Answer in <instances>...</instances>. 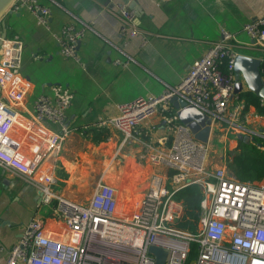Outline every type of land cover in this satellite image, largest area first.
Instances as JSON below:
<instances>
[{
  "label": "built area",
  "instance_id": "built-area-1",
  "mask_svg": "<svg viewBox=\"0 0 264 264\" xmlns=\"http://www.w3.org/2000/svg\"><path fill=\"white\" fill-rule=\"evenodd\" d=\"M109 1L105 9L119 21L120 36H139L144 44L147 31L136 26L133 10L127 3ZM24 7L47 27L48 7L37 0H15L11 6L15 11ZM92 23L81 28L62 26L56 40L63 56L79 61L77 41ZM242 29L253 45L264 50V14L245 23ZM235 46L233 34L220 28L219 39L192 62L179 83L157 95L123 103L117 115L97 120V127L112 128L123 140L156 116L171 133L166 150L140 154V160L148 158L163 170L150 174L136 208L125 217L118 213L115 187L104 182L83 202L70 200L52 188L55 178L47 161L58 152L69 132L66 110L73 94L68 88L54 85L51 95H38L33 101V114L24 126V136L14 133L22 125L16 107L30 83L19 73L21 39L18 35H0V167L34 186L41 205L48 206L59 223L46 225L40 217L31 218L9 249L4 264H154V256L148 252L152 245L166 251L165 264H264V181H241L228 176L223 166L211 167L210 134L205 142L196 139L171 104L174 96L180 97L187 105L198 107L209 119L210 127L225 124L246 131L240 122L242 106L229 109L238 54ZM260 71L264 79V67ZM44 122L57 124L58 132ZM257 135L264 138V132ZM189 185L201 190L193 231L178 225L184 203L176 196Z\"/></svg>",
  "mask_w": 264,
  "mask_h": 264
},
{
  "label": "crops",
  "instance_id": "crops-1",
  "mask_svg": "<svg viewBox=\"0 0 264 264\" xmlns=\"http://www.w3.org/2000/svg\"><path fill=\"white\" fill-rule=\"evenodd\" d=\"M112 1L127 3L133 10L134 23L147 31L144 44L139 36H120L119 21L105 9L109 0H37L50 10L47 27L27 8H10L11 12L0 21V35L6 28V37L18 35L21 39L19 73L30 83L16 107L22 124L21 130L14 129L16 135L24 136V126L33 114V101L38 95H51L54 85L64 86L73 94L66 110L69 132L58 152L47 161L55 178L52 188L70 200L83 202L104 182L115 187L118 213L126 217L136 208L150 174L163 170L148 158L140 160V154L166 150L171 133L156 116L123 140L114 129L97 127V120L117 115L123 103L157 95L179 83L192 62L219 39L220 28L233 34L238 54L264 63V50L253 45L242 29L245 23L264 14V0ZM91 21L77 44L79 61L63 56L56 40L62 26L81 28ZM240 82L242 88L234 93L229 109L242 106L240 122L246 131L225 124L212 125L210 138L221 144L222 158L210 162L211 167L228 170L226 156L235 151L238 141L244 136L251 141L254 135L264 132V114H258L254 105L245 107L240 98L243 92L257 93L241 73ZM44 124L53 132L59 130L57 124ZM94 129L100 134L95 135ZM258 150L262 152L263 147L259 145ZM35 216L46 225H59L50 208L41 205L34 186L0 167V264H4L9 249Z\"/></svg>",
  "mask_w": 264,
  "mask_h": 264
},
{
  "label": "trees",
  "instance_id": "trees-1",
  "mask_svg": "<svg viewBox=\"0 0 264 264\" xmlns=\"http://www.w3.org/2000/svg\"><path fill=\"white\" fill-rule=\"evenodd\" d=\"M264 67V63L260 65ZM225 67H222L224 70ZM240 98L244 101V106L254 105L258 114H264V101H260L259 96L253 92H243ZM98 129H94L95 135H99ZM263 147L259 152L258 146ZM228 170L232 176L241 181L260 182L264 180V138L254 135L251 141L239 140L233 153L226 156ZM177 198L182 199L184 203V213L182 220L178 223L180 227L191 231L195 228V222L199 211V202L201 199V190L197 185H189L178 191Z\"/></svg>",
  "mask_w": 264,
  "mask_h": 264
},
{
  "label": "water",
  "instance_id": "water-1",
  "mask_svg": "<svg viewBox=\"0 0 264 264\" xmlns=\"http://www.w3.org/2000/svg\"><path fill=\"white\" fill-rule=\"evenodd\" d=\"M15 0H0V21L7 12H11L10 8ZM4 24V21H2ZM6 36V28L2 29L1 37ZM80 40L77 41V44ZM77 48V45H76ZM260 60L243 54H237L234 59V93L240 92L242 84L240 82V73L246 83L253 87L260 99L264 101V79L260 71ZM172 106L176 109V114L180 122L185 123L194 137L200 141H207L210 134V124L207 116L195 105H187L186 101L180 97L171 99ZM243 140H247L244 136ZM228 176L232 173L228 170ZM148 252L154 256V264H165L166 251L157 246H149Z\"/></svg>",
  "mask_w": 264,
  "mask_h": 264
},
{
  "label": "rangeland",
  "instance_id": "rangeland-1",
  "mask_svg": "<svg viewBox=\"0 0 264 264\" xmlns=\"http://www.w3.org/2000/svg\"><path fill=\"white\" fill-rule=\"evenodd\" d=\"M220 147L221 144L214 139L209 142V162L212 163L222 158L221 152L219 151Z\"/></svg>",
  "mask_w": 264,
  "mask_h": 264
}]
</instances>
